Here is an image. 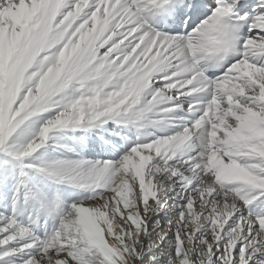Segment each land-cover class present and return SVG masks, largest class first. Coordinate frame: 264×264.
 Returning <instances> with one entry per match:
<instances>
[{"label":"snow or ice","instance_id":"snow-or-ice-1","mask_svg":"<svg viewBox=\"0 0 264 264\" xmlns=\"http://www.w3.org/2000/svg\"><path fill=\"white\" fill-rule=\"evenodd\" d=\"M0 264H264V0H0Z\"/></svg>","mask_w":264,"mask_h":264}]
</instances>
